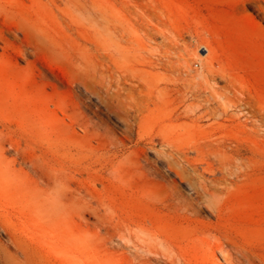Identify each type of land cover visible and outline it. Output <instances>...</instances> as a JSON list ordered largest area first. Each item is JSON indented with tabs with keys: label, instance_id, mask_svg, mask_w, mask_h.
Wrapping results in <instances>:
<instances>
[{
	"label": "rangeland",
	"instance_id": "rangeland-1",
	"mask_svg": "<svg viewBox=\"0 0 264 264\" xmlns=\"http://www.w3.org/2000/svg\"><path fill=\"white\" fill-rule=\"evenodd\" d=\"M80 1L126 28L124 61L65 0H5L0 28L15 45L0 48V123L11 119L12 139L25 143L22 123L43 116L30 152L49 162L57 148L77 204L97 205L84 231L150 227L182 237L196 262L210 264L219 243L264 264V0ZM166 41L172 65L152 68ZM80 47L93 88L82 83Z\"/></svg>",
	"mask_w": 264,
	"mask_h": 264
},
{
	"label": "bare ground",
	"instance_id": "bare-ground-1",
	"mask_svg": "<svg viewBox=\"0 0 264 264\" xmlns=\"http://www.w3.org/2000/svg\"><path fill=\"white\" fill-rule=\"evenodd\" d=\"M4 1L0 0V10L6 8ZM64 4L68 9L87 14L97 38L106 48L112 46L114 56L124 61V42L134 39L124 26H111L107 7L80 0H65ZM17 27L24 35L28 34L27 20L23 19ZM14 45L9 32L0 28V48L6 50ZM165 45L163 63L162 58L152 59L149 63L152 68L172 65V43L166 41ZM77 55L86 70L82 83L93 88L92 56L85 47L78 48ZM185 116H189L187 111L179 113V117ZM135 123L138 119L133 116L129 123L131 133ZM15 129L11 119L0 123V264H206L194 261L185 240L174 232L142 227L125 236L108 223L103 231H84L82 226L90 222L97 205L77 204L80 193L74 179L60 168L57 148L49 162L44 153L30 152L34 134L44 137L43 116L29 117L22 123L25 143L12 139ZM129 135L126 134L127 138ZM161 137L164 143H174L170 135ZM171 155L169 166L173 167L176 159ZM218 254L227 264H257L250 252L239 246L218 243L210 247L206 251L210 264H222Z\"/></svg>",
	"mask_w": 264,
	"mask_h": 264
}]
</instances>
